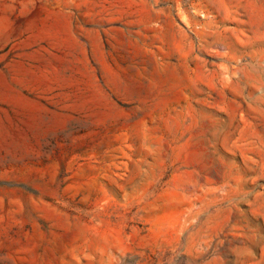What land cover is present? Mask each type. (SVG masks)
Listing matches in <instances>:
<instances>
[{
    "label": "rangeland",
    "instance_id": "obj_1",
    "mask_svg": "<svg viewBox=\"0 0 264 264\" xmlns=\"http://www.w3.org/2000/svg\"><path fill=\"white\" fill-rule=\"evenodd\" d=\"M0 264H264V0H0Z\"/></svg>",
    "mask_w": 264,
    "mask_h": 264
}]
</instances>
